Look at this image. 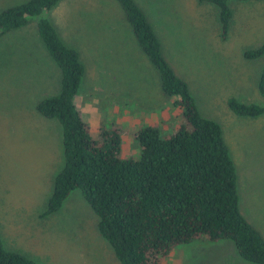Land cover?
I'll return each instance as SVG.
<instances>
[{
  "label": "rangeland",
  "instance_id": "374dc122",
  "mask_svg": "<svg viewBox=\"0 0 264 264\" xmlns=\"http://www.w3.org/2000/svg\"><path fill=\"white\" fill-rule=\"evenodd\" d=\"M26 0H0V11ZM199 114L216 121L235 170L238 208L264 239V113L234 114L228 98L262 104L256 82L264 55L245 50L264 40V0H230L225 38L216 8L198 0H134ZM83 66L73 102L97 138L118 129L120 156H138L134 133L177 129L178 110L163 94L116 0H59L44 15ZM37 17L0 35V238L39 264H120L98 233L97 216L78 189L43 215L62 166L61 129L36 103L59 91V69L36 32ZM160 264H252L228 240L196 238L174 246Z\"/></svg>",
  "mask_w": 264,
  "mask_h": 264
},
{
  "label": "trees",
  "instance_id": "16d2710c",
  "mask_svg": "<svg viewBox=\"0 0 264 264\" xmlns=\"http://www.w3.org/2000/svg\"><path fill=\"white\" fill-rule=\"evenodd\" d=\"M59 0H26L0 11V35L37 17L36 32L59 69V91L40 99L36 111L54 118L61 129L62 166L54 175L43 215L57 211L73 189H78L97 216L98 233L120 264H160L178 244L196 238L230 240L237 255L264 264V239L241 214L237 203L235 170L219 124L199 114L187 84L164 59L158 38L134 0H116L136 39L159 78L160 89L178 110L177 129L161 137L153 126L134 133L138 156L121 157L117 128L89 134L73 98L83 66L77 52L66 46L44 16ZM212 4L225 38L230 0H198ZM244 1V0H240ZM264 55V40L245 50V58ZM262 104L233 98L227 107L238 116L264 113V63L256 82ZM0 264H39L4 248Z\"/></svg>",
  "mask_w": 264,
  "mask_h": 264
},
{
  "label": "crops",
  "instance_id": "0c3cea01",
  "mask_svg": "<svg viewBox=\"0 0 264 264\" xmlns=\"http://www.w3.org/2000/svg\"><path fill=\"white\" fill-rule=\"evenodd\" d=\"M221 240H224V239H221ZM218 241V240H217ZM213 242H215V241H213Z\"/></svg>",
  "mask_w": 264,
  "mask_h": 264
}]
</instances>
